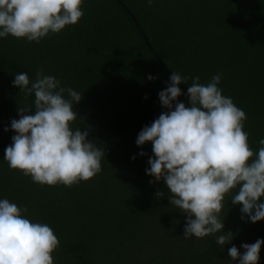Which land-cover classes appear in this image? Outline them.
<instances>
[{"label":"trees","instance_id":"obj_1","mask_svg":"<svg viewBox=\"0 0 264 264\" xmlns=\"http://www.w3.org/2000/svg\"><path fill=\"white\" fill-rule=\"evenodd\" d=\"M81 9L75 25L39 43L0 37V199L26 206L25 218L53 229L60 241L54 264H238L228 248L234 244L243 253L242 243L264 240V220H241V206L226 194L220 218L223 230L234 233L232 242L218 246L222 232L184 239L186 216L167 195L156 198L167 187L150 184L154 178L145 173L151 143L135 142L165 111L158 93L171 71L189 77L178 85L177 99L186 105L191 77L206 85L220 74L218 87L245 112L243 130L258 151L264 139V0H152L150 7L147 0H82ZM40 68L83 94L71 127L90 129L87 139L105 149L102 170L90 180L42 186L3 159L15 134L10 120L19 118L18 106L34 100L12 86L14 75L27 72L34 80ZM259 256L264 264V244Z\"/></svg>","mask_w":264,"mask_h":264},{"label":"clouds","instance_id":"obj_2","mask_svg":"<svg viewBox=\"0 0 264 264\" xmlns=\"http://www.w3.org/2000/svg\"><path fill=\"white\" fill-rule=\"evenodd\" d=\"M81 4L82 0H0V37L39 43L49 33L75 25L84 15ZM147 4L150 7L152 0ZM188 79L171 71L167 86L158 93L165 111L141 129L135 143L137 147L151 143L153 155L145 173L154 178L150 184L163 181L167 187V193L158 190L156 198L167 195L169 204L186 216L183 238L222 232L215 243L224 249L234 239L233 232L223 230L220 218L226 194H231L233 206H241V220L245 216V222L253 224L264 220V139L254 153L243 130L246 114L231 97L222 95L220 74L206 85L199 76L191 77L186 105L177 98L182 95L178 85ZM12 86L26 100L34 94V100L18 106L19 118L10 120L15 134L3 158L10 169L42 186H71L101 172L104 147L87 139L90 129L71 127L78 119L74 105L83 94L62 87L43 68L36 71L34 80L27 72L16 73ZM28 211L26 206L0 199V264H54L52 253L60 241L49 225L25 218ZM262 244V239L242 243L243 253L233 244L227 256L238 264H258Z\"/></svg>","mask_w":264,"mask_h":264}]
</instances>
